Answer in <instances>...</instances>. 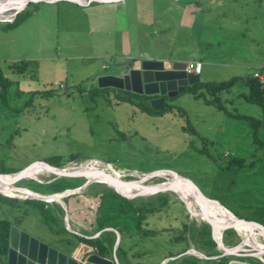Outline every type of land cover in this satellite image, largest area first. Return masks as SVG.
Masks as SVG:
<instances>
[{"label": "rangeland", "instance_id": "rangeland-1", "mask_svg": "<svg viewBox=\"0 0 264 264\" xmlns=\"http://www.w3.org/2000/svg\"><path fill=\"white\" fill-rule=\"evenodd\" d=\"M78 6L33 2L17 14L15 8L6 12L15 13L14 24L7 21L11 16L0 18L4 21H0V68L12 82L7 90L9 106L0 96V172L59 159L66 163L63 169L92 161L106 173L122 175L124 181H141L134 175L156 171L174 172L201 186L235 216L264 225V110L242 97L247 92L243 82L216 94L219 101H212L213 94L204 87L196 90L201 97L187 89L167 98L168 110L162 114L144 110L137 98L124 100V91H103L98 83L102 76L122 75L136 59L151 57L169 67L201 62L199 77L204 84L253 75L264 83V0H123L120 5ZM21 63L26 64L23 73L11 69ZM250 118L260 123L258 142ZM71 156L76 161L68 162ZM236 160L245 164L234 166ZM56 177L43 172L38 180L18 186L43 194L46 187L38 189L36 182L49 184ZM167 177H153L145 185L161 186ZM85 182L79 178L71 183L80 187ZM87 188L65 199L66 208L49 204L50 226L42 222L34 203L21 202L26 198L19 202L0 198V220H12L66 253L73 249L62 236H51V226L67 232V223L78 228L92 224L89 232L95 233L103 224L101 230L113 229L109 233L113 239L119 235L116 256L125 264L163 258L180 240L200 241L203 247L213 239L211 227L205 236L202 231L209 232L205 222L193 217L175 193L130 201L114 195L109 184ZM216 234L223 242L222 234L217 230ZM238 236L240 245L243 238ZM256 240L264 243L260 236ZM252 252L250 246L240 251ZM5 256L0 255V264L6 263ZM243 260L264 264V256Z\"/></svg>", "mask_w": 264, "mask_h": 264}, {"label": "water", "instance_id": "water-1", "mask_svg": "<svg viewBox=\"0 0 264 264\" xmlns=\"http://www.w3.org/2000/svg\"><path fill=\"white\" fill-rule=\"evenodd\" d=\"M0 1L5 2L9 0H3V1L0 0ZM33 2L34 3L70 2V3H78L81 5H89L92 2H101V3H109L115 5L118 4L120 0H116V1L86 0V2H82L81 0H28L24 4V8L29 3H33ZM1 11L3 12L5 10L0 9V12ZM14 12L17 14L21 11L18 12L14 10ZM139 66H140L139 68L128 69L127 71L123 72L122 75H107L100 77L98 79L100 88L101 89L113 88L121 91L130 92L140 96H146L149 97V99L152 98L150 100L148 99L144 101V104L148 107H151L154 111H162L164 109L165 97L171 98L179 93L186 91L188 87L193 86L200 82V77L198 75H193L186 72L187 65L185 63H174L172 67L166 68V65L163 61L144 60L140 63ZM41 164L44 165L46 169L52 170L51 173L57 176L55 180L56 179L76 180L79 178H84L86 179V182L80 187L78 186L74 189L56 194H41L31 191L28 188L21 187L25 191H30L36 195L35 197H28L26 198V200H31V199L38 200L49 204L56 203L66 208L64 204V199L72 195L81 193L84 189H86L88 186H90L93 183H99V182L89 181L88 180L89 174L86 172L61 173L58 171L61 170V168L57 167L52 161H48V160L33 163L29 167L25 168L24 170L18 173L0 172V177L7 176L12 178L14 187H19L18 185L26 181L35 180L33 174L36 173H29V171L30 169L35 167L39 168ZM17 174H21V176L17 177L18 176ZM114 179L117 180L116 178ZM181 180H184L192 184L194 188L201 195L202 201L204 203H206L207 201L218 203L216 199L209 196L208 193L201 186H199L192 180L183 177H181ZM122 182L126 187L135 190V188L133 187V185L130 184L129 181H122ZM175 185L176 183L172 182L168 186L160 189L159 191L151 192V193L135 192L133 198L165 197L174 193ZM0 194L9 198L11 197L7 195L3 190H0ZM14 198L22 199L20 197H14ZM218 204L220 205V203ZM221 207L224 208L222 205ZM234 217L237 219L236 222L227 223L226 221L227 224L225 225H217L213 223L211 219L208 218H204V221L211 227L212 236H213V230L215 228L222 229L223 233L230 229L238 232L236 228L245 225L251 226L256 230L261 229L264 231L263 224L244 218H239L237 216ZM69 227L70 224L67 223V228L69 229ZM99 236L100 233L94 237H86V238L88 239L98 238ZM119 243H120V237L118 235L112 258L101 256L95 250V248L90 247L89 245L86 244H83L80 247L72 248L73 249V250L71 249L73 251L72 253H64L50 246L49 244L38 240L34 236H31L29 233L22 231L20 228L16 226H12L9 236L8 252L5 256L6 258L5 264H120L116 256V249L119 246ZM215 243L217 244L218 249L222 252V254L218 257V261H221L222 259H227V262L225 264H253L251 262L238 260V259H249V258L258 257L257 252L254 249L253 252L250 254H242L240 253L242 247L239 250H235L236 247L228 248L223 244L222 239L220 243L216 241ZM239 246H244V243L242 242ZM259 253L260 256H264V250H262ZM191 255H194L195 258L193 259ZM208 259L210 258L195 253L193 249H190L184 254L177 257H172L162 264H205L208 261Z\"/></svg>", "mask_w": 264, "mask_h": 264}, {"label": "trees", "instance_id": "trees-1", "mask_svg": "<svg viewBox=\"0 0 264 264\" xmlns=\"http://www.w3.org/2000/svg\"><path fill=\"white\" fill-rule=\"evenodd\" d=\"M11 69H13V71L17 72V73H23L26 70V64L21 63L19 65H12ZM239 82H243L247 86V92L241 94L242 97L247 102L258 105L264 110V87H263L264 83H263V80H261L258 76H255V75L249 76L246 78H239V77L232 78V79H230L226 82H222V83H211V82H209V83L204 84L200 81L199 83L188 87V89L189 90L192 89V92L194 93V95L196 97H201V94L196 92V90H197V88L204 87L210 93L213 94L214 97L212 98V101H219L218 97H216L217 96L216 94H219L220 92H223V91L230 90L235 84H237ZM11 86H12V82L4 76L3 71L0 68V87H1L0 96H1L2 102L6 106H9L8 100H7V90ZM102 90L107 91L109 89L107 88V89H102ZM124 92L126 95L125 96L126 98H123L124 100H130V98H132V97H134L135 99L137 98L138 103L141 105V107L144 110H147L148 112L162 114V113H164V111L168 110V109H166V101L164 104V109L162 111H154L151 107H148L144 104V101L148 100L149 97L136 95V94L126 92V91H124ZM43 94H49V93L47 92V93H43ZM33 96L34 95H31V98ZM30 101H31V99L28 102H30ZM236 117L248 118V117L242 116V115H236ZM250 120L253 121V126H254L253 134H254V137L256 139V142H258L257 132H258V128H259L258 126L260 123H259V121L255 120L253 118H250ZM50 161H52V160H50ZM67 161L68 162L76 161V158L71 156ZM52 162L59 168H63L64 165L66 164V163H63V161L61 159H59L58 161L53 160ZM232 164L234 166H237V167H242L245 164V161L244 160H236V161H233ZM39 167L40 168L42 167L41 169L46 168L43 165H41ZM19 171L20 170H13V171L11 170L9 173H16ZM4 173H6V172H4ZM72 181H75V180L56 179V180H53L51 183L44 184V185L36 182L37 183L36 187L38 189H39V187H42V188H43V186L46 187L47 191L43 194H56V193H61V192L67 191V190L74 189V188L79 186L80 183L79 184L78 183H71ZM111 191L113 192L114 195L119 196L113 190H111ZM37 192H40V191H37ZM75 196H78V194L72 195L70 197H75ZM0 198H2L3 200H8L9 202H19L20 201L18 199L9 198V197L3 196L1 194H0ZM161 198H163V197H161ZM134 200L135 199H132L130 201H134ZM64 201H65V199H64ZM21 202L24 204L34 203L35 207L37 208V210L39 211L41 216L44 218V221L47 223H50V216L51 215H48L49 203H45V202L38 201V200H26V201H21ZM54 204H56V203H54ZM18 207H16V208L19 211ZM145 210L146 211H154V209H145ZM11 221L12 220H0V255L2 257L5 256L8 252L10 230H11V227L14 225ZM205 224L207 225L209 232L202 231V233L205 236H207V234H209V235L211 234V229L207 223H205ZM100 228L103 229L104 225L100 224ZM101 229H99L98 231H100ZM97 232H95V233H97ZM84 234H86V233H84ZM86 235H88V234H86ZM79 241L86 244V245L94 247L97 250V252L101 256H104V257L111 256V251H112V248L115 244V239L110 238L107 240V238H105V237H104V239H102V236L95 238V239H88L86 237H79ZM240 242H241V238L238 236L236 231L227 230L223 233V244L226 247H229V248L235 247V246L239 245ZM207 244H209L211 247H214V248L217 247L216 244H213L209 240H208ZM107 245H109V246L107 247ZM221 264H225V262L224 263L222 262Z\"/></svg>", "mask_w": 264, "mask_h": 264}, {"label": "bare ground", "instance_id": "bare-ground-1", "mask_svg": "<svg viewBox=\"0 0 264 264\" xmlns=\"http://www.w3.org/2000/svg\"><path fill=\"white\" fill-rule=\"evenodd\" d=\"M26 1H28V0H9V1H5V2L0 1V9L5 10L3 12L2 11L0 12V18L9 19L8 17L11 16L12 19L7 20V21H9V22L14 21V14L15 13L8 15L6 12L12 8H15V10L18 12L22 11ZM107 1H115V0H107ZM0 21H2V20H0ZM2 22H4V21H2ZM39 168L36 167L34 169H30V171H29V173H36V174H33V177L36 180H38L39 174H41V173L43 174V172H50V173L52 172V170H50V169H46V168L39 169ZM72 170H76V171L80 170L82 172L88 173L89 175L92 176V180H93V181L92 180H89V181L109 184L112 187L110 189L115 190L119 194H121L124 197H127L129 199H132L134 197L135 192H144V193L156 192V191H159L160 189L166 187V185L168 186L169 183L175 182L176 185L174 187V193L180 198V200L183 203H185V205L188 207V209L191 212L193 217L200 218L203 222H205L204 218H208V219H211L212 222L217 224V225H224L223 218L226 219L227 223H233V222L237 221V219L233 215H231L232 213L230 214V211L225 210L224 208L219 207L218 205H216V206H218L220 209L215 210L214 208H212L207 203H204L202 201L201 195L194 188V186L187 182L188 188L186 189V186H185L186 182H183L182 180H180L179 178H181V177L178 175H174V172L169 171L170 173H173L170 175L165 174V173H158L157 171H156L157 173L153 172L151 175H145V176H142V175L138 176V175L133 174L135 177L140 178V180H141V181H138V180L137 181H129L130 184L133 185V187L135 188V190H134V189H131V188L126 187L124 185V183L122 182V181H124L122 175L106 173L103 168L99 167L97 163H94L92 161H89L88 163L83 164L82 166L79 165V167L67 168V169L61 168V170H58V171L61 173L62 172L68 173V172H71ZM17 175H18L17 177L21 176V174H17ZM160 175L164 176V177L168 176L166 183L160 184L161 186L145 185L146 181L150 180L153 177L160 176ZM114 178H116L117 180H115ZM182 185L185 187L186 190L184 189V187ZM189 185L193 188L194 193L190 189ZM1 189L4 190L5 192L6 191L13 192L14 194L9 195L11 197H20V198L25 199L28 197H35L36 196L32 192H31L32 193L31 195L24 194L25 192L23 193L22 190H19V189H23V188L14 187L13 179L10 177H7V176L0 177V190ZM186 191H188L189 194L191 193L193 196L186 193ZM58 196H60V195H58ZM241 227L244 229V231L246 233L240 227H237L236 229H237L238 233L240 234V236L243 238L244 246H250L252 249H254L257 252V256L259 257L260 256L259 252H261V250H264V243L258 242L256 240V237L260 236L264 240V233L263 234L259 233V232L255 233L252 230H250V228H253V227H251V226L248 227V225L241 226ZM216 230L219 232V234H222L223 232H222V229H220V228H215L213 230V237H214L215 241L220 243L222 237H221V239H219L217 237ZM249 231H251V232H249ZM222 236H223V234H222ZM244 246H237L235 250H239V249H241V247L243 248Z\"/></svg>", "mask_w": 264, "mask_h": 264}, {"label": "crops", "instance_id": "crops-1", "mask_svg": "<svg viewBox=\"0 0 264 264\" xmlns=\"http://www.w3.org/2000/svg\"><path fill=\"white\" fill-rule=\"evenodd\" d=\"M47 3H50V2H47ZM121 3H123V0H120V2L118 3V4H115V5H120ZM75 4V6H78V5H81V4H78V3H74ZM76 4H78V5H76ZM107 4H109V3H107ZM114 5V4H113ZM81 6H88V5H81ZM79 7V6H78ZM80 8H82V7H80ZM89 57H91V56H89ZM93 57H95V56H93ZM145 60H154V61H158V59H156V58H148V59H145ZM142 61H144V60H139V59H136V60H134V63H132L131 64V66H130V68L129 69H132V68H139L140 66V63L142 62ZM159 61H161V60H159ZM201 63V62H198V61H192V62H190L191 64L192 63ZM165 63V62H164ZM179 63H181V62H179ZM174 64V63H173ZM202 64V63H201ZM165 65H166V63H165ZM170 65V64H169ZM166 68H170L168 65H166ZM203 68V67H202ZM203 70V69H202ZM202 74V71H201V73H200V75ZM199 75V76H200ZM218 201V200H217ZM210 203H213V204H215V205H218L219 207H221V203L218 201V203H220V205L219 204H217V203H215V202H211V201H209ZM64 204H65V202H64ZM223 206V205H222ZM65 207H66V204H65ZM224 207V206H223ZM226 210H228V211H230L228 208H226V207H224ZM230 213H232L233 214V212L232 211H230ZM234 216H235V214H233ZM223 220H224V224H225V222H226V219L225 218H223ZM45 225H48V226H50L47 222H45L44 220L42 221ZM13 226H15V225H13ZM92 226V224H90L89 225V227H87V228H85V226L83 227V226H81V228L79 227L78 228V226L77 225H75V227H69V229H68V231L67 232H63V231H61L60 229H58V228H52V226L49 228L50 229V234H51V236H56L57 238H61V236L63 237V239H65L66 241H67V245L70 247V248H76V247H80L81 245H83L84 243H82V242H80L79 241V237H94V236H96L97 234H99L100 233V236H103V234L105 233H108V235L105 237V238H107V240L108 239H110V238H113L109 233H114V231H113V229L112 228H108V230L106 229V230H100V231H98L97 233H92V232H89V230H90V227ZM17 227V226H16ZM19 228V227H18ZM252 229H254V228H252ZM22 231H24V232H27L26 230H23V229H21ZM255 230V229H254ZM261 230V229H260ZM83 231H86V232H88V233H86V234H88V235H86V234H84V232ZM244 231V230H243ZM259 231V230H258ZM263 233H264V231L263 230H261ZM245 232V231H244ZM249 232H251V231H249ZM28 233V232H27ZM246 233V232H245ZM92 234V235H91ZM31 236H33V235H31ZM99 236V237H100ZM198 237H200V235H198ZM91 239H95V238H91ZM213 239H214V237H213ZM213 239H210L209 241L210 242H212L213 244H216L215 243V239H214V241H213ZM115 241H116V239H115ZM196 243H194V242H190V243H188V242H186V241H184V240H180V241H177V242H175V243H173V245H172V247H171V249L170 250H168L167 252H165V254H164V257L163 258H157V259H151V257H150V259H147V261L145 262L146 264H162V263H164L165 261H167L168 259H170V258H172V257H177V256H180V255H182V254H184L185 252H187V251H189L190 249H193L194 251H195V253H198V254H201V255H203V256H205V257H208V258H210V259H208V261L205 263V264H221L223 261H218V257L221 255V251L218 249V246H217V244H216V248H214V247H211L209 244H207V242L208 241H206V243H204L203 244V247L200 245L201 244V242L200 241H195ZM116 243V242H115ZM50 246H52V247H54L53 245H50ZM73 246V247H72ZM109 245H107V247H108ZM90 247H92V246H90ZM94 248V247H93ZM114 246H113V248H112V251H111V256H107L108 258H112V256H113V252H114ZM96 250V249H95ZM61 251V250H60ZM97 251V250H96ZM61 252H63V251H61ZM64 253H66V252H64ZM192 256V258L194 259L195 258V256L194 255H191ZM190 256V257H191ZM239 260H243V259H239ZM243 261H245V260H243ZM120 262V261H119ZM248 262H251V261H249L248 260ZM251 263H253V264H255V262H251ZM120 264H125L124 262L123 263H121L120 262Z\"/></svg>", "mask_w": 264, "mask_h": 264}, {"label": "built area", "instance_id": "built-area-1", "mask_svg": "<svg viewBox=\"0 0 264 264\" xmlns=\"http://www.w3.org/2000/svg\"><path fill=\"white\" fill-rule=\"evenodd\" d=\"M86 0H83V2ZM11 23H13L14 21H10ZM202 71V64L201 63H192V64H188L186 66V72L189 74H193V75H200Z\"/></svg>", "mask_w": 264, "mask_h": 264}, {"label": "flooded vegetation", "instance_id": "flooded-vegetation-1", "mask_svg": "<svg viewBox=\"0 0 264 264\" xmlns=\"http://www.w3.org/2000/svg\"><path fill=\"white\" fill-rule=\"evenodd\" d=\"M150 99H152V98H150ZM150 99H149V100H150ZM166 99H167V98L165 97V101H166Z\"/></svg>", "mask_w": 264, "mask_h": 264}]
</instances>
